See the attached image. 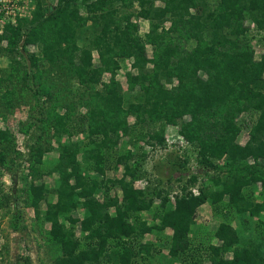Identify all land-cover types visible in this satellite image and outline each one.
Instances as JSON below:
<instances>
[{"label": "trees", "instance_id": "16d2710c", "mask_svg": "<svg viewBox=\"0 0 264 264\" xmlns=\"http://www.w3.org/2000/svg\"><path fill=\"white\" fill-rule=\"evenodd\" d=\"M34 1L30 17L20 16L16 23L3 26L0 40L5 39L7 46L0 48V54L4 51L9 57L11 69L6 77L0 76V86L12 77H31L39 81L37 92L52 100L68 92L77 98L63 105L58 100L66 110L49 122L58 157L48 172L58 174V185L50 189L32 181L28 187L35 218L48 224V238L59 251L55 263L134 264L137 257L150 253L151 246L141 242L136 247L131 240L166 229L173 232L167 248L173 264L192 259L190 264L205 260L264 264V229L254 235L251 229L256 227L250 226L255 218L257 226L264 225V200L250 196L254 183L260 181L264 187L260 163L264 160V54L254 58L245 26L249 20L257 30H264V0ZM139 18L148 21L144 34L139 32ZM28 45L38 48L28 55L34 73L22 68L15 57ZM125 60L129 62L123 85L116 75ZM76 105L86 108L85 115L74 121L87 136L82 142L70 140V114ZM242 113H247L248 122L242 120ZM186 115L188 120L183 118ZM129 116L134 117V125L158 123L159 128L148 127L145 135L160 145L166 125L178 126L179 135L197 149L198 162L215 172L210 186H199L194 193L189 187L197 175L192 174L173 199L168 191L148 195L134 186L143 166L130 149L116 159L122 175L108 176L107 152L117 149L121 136L134 126L128 124ZM243 126L249 129L242 144L237 137ZM65 134L68 141L62 142ZM13 140L9 128H0V163H6ZM32 149L34 160L41 163L50 147L37 143ZM249 157L254 160L251 165L246 162ZM31 175L35 179L41 175L38 165L31 167ZM114 187L120 195L110 194ZM225 197V207L237 225L220 222L214 237L221 243L209 242L206 257L196 258L189 248V238L196 232V209ZM157 199L160 211L152 216L156 223L141 221L139 213L150 210ZM79 210L82 214L74 216ZM227 252L231 256L226 257Z\"/></svg>", "mask_w": 264, "mask_h": 264}, {"label": "rangeland", "instance_id": "374dc122", "mask_svg": "<svg viewBox=\"0 0 264 264\" xmlns=\"http://www.w3.org/2000/svg\"><path fill=\"white\" fill-rule=\"evenodd\" d=\"M9 1V0H7ZM54 4L56 0H47ZM20 3V13L23 16H31L35 9L34 0H17ZM8 3V2H6ZM193 11V10H192ZM139 32L144 34L148 30V21L139 18L137 19ZM245 26L249 28L246 40L254 51V58L259 59L264 54V30H257L256 26L249 20H246ZM7 46V45H6ZM4 48V47H2ZM4 50V49H3ZM38 52L37 46H26L25 50H21L22 55H15L16 59L22 64L29 73H34V67L30 66L28 55L31 52ZM147 54L152 55L151 46L147 45ZM94 60L97 61V56L94 54ZM128 60L122 63V67L116 75L123 85H125V72L128 67ZM9 57L0 54V76L6 77L10 72ZM41 67V66H40ZM22 75V72H19ZM53 74V73H52ZM54 77V75H51ZM104 80H108V74H104ZM38 82L31 77L26 79L10 78L3 80L0 86V128H9L13 132V141L11 144L12 151L9 153L6 163H0V234L3 236V259L0 264H56L55 257L59 251L51 245L49 240L48 229L46 223H42L35 218L33 208L30 205V194L28 187L33 181L35 184L44 183L50 189H54L58 185V174L48 172L52 169L57 161L58 150L57 143L53 137L51 119L62 115L66 110L58 104L59 101L72 103L77 98L70 92L63 98L60 90L57 91L58 97L54 100L50 99L45 93L37 92ZM63 87H66L64 84ZM76 86V84H74ZM6 90L11 94H6ZM40 90H45L41 88ZM52 91V90H51ZM63 91V90H62ZM53 92V91H52ZM5 94L6 98L1 96ZM41 95V96H40ZM8 97V98H7ZM63 98V99H62ZM9 100V101H7ZM7 102L11 103L9 106ZM86 113V108L82 106H74L73 113L70 114V131L71 141L82 142L87 139L85 132L79 130V126H74V121L77 122ZM59 117V118H60ZM188 120L189 116L183 117ZM242 120L248 118L247 113L241 114ZM22 122L24 125H22ZM134 117H128V124L134 125ZM72 124V126H71ZM134 125L130 132L122 135L119 140L117 149L109 150L107 153V175L110 177H120L123 172L122 165H117V156L130 149L136 152L135 160L142 163V174L138 179L134 180V186L145 189L150 193L157 191H168L170 198L176 192H180L182 183L192 174L197 175V181L189 188H192L194 193H198V187L204 184L210 186V177L215 173L209 166H205L198 162L197 149L188 144L178 133V126L166 125L164 132V142L160 145L156 140H148L145 133L147 128H159L158 123ZM72 128V129H71ZM248 126H243L237 142L244 143L248 138ZM68 141L67 135L62 136V142ZM38 143L43 147H50V150L44 153L41 163H38L33 158L32 147ZM186 160V163H182ZM246 162L253 164L254 160L249 157ZM244 162V163H246ZM242 163V164H244ZM260 163L264 164V160ZM38 165L41 173L38 177L32 178L31 167ZM223 165V160L219 162ZM226 174L225 170H221ZM264 172V170H263ZM222 173V172H221ZM221 174V176L225 174ZM253 193L250 194L254 201L264 200V187L259 181L251 186ZM162 192V195L164 194ZM111 195H120L118 187H114L110 191ZM50 194V198H53ZM228 197H225L218 204L204 203L196 209L194 215L195 234L190 236V249H193L194 256L205 258L206 248L209 242L213 241L220 244V240L214 237V231L220 222L226 221L233 225H237L236 218L225 207ZM113 212V209H110ZM160 211L159 199L154 200L152 208L148 211L140 212L138 218L147 222H154L152 219L153 213ZM81 211H74L73 215H81ZM256 218L251 222V232L255 233L264 229V225L257 226ZM74 230L79 236V226L75 224ZM242 229L238 227V233H242ZM172 230H164L161 234L146 233L143 237L138 238L134 246H138L141 242H149L150 253H146L136 258L134 264H173L171 257L168 255V240L172 234ZM226 257L231 256L227 252ZM201 258V260H202ZM193 260V259H192ZM190 260V261H192ZM189 262H176L174 264H190ZM201 262H199L200 264ZM201 264H209L208 260Z\"/></svg>", "mask_w": 264, "mask_h": 264}, {"label": "built area", "instance_id": "2783aa9c", "mask_svg": "<svg viewBox=\"0 0 264 264\" xmlns=\"http://www.w3.org/2000/svg\"><path fill=\"white\" fill-rule=\"evenodd\" d=\"M20 16L23 15L20 13V3H18L17 0H0V34L3 31L4 25L7 23H16V20L20 18ZM6 45L7 41L1 39L0 48L5 47ZM3 243V236L0 234V262L3 259Z\"/></svg>", "mask_w": 264, "mask_h": 264}]
</instances>
